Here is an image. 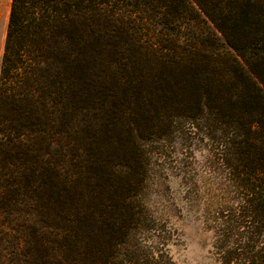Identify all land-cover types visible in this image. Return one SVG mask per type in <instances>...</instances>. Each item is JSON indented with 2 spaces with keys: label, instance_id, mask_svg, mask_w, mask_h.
Masks as SVG:
<instances>
[{
  "label": "trees",
  "instance_id": "obj_1",
  "mask_svg": "<svg viewBox=\"0 0 264 264\" xmlns=\"http://www.w3.org/2000/svg\"><path fill=\"white\" fill-rule=\"evenodd\" d=\"M89 87L129 94L123 105L156 117L150 132L131 134L136 192L146 141L185 127L216 143L240 192L225 222L247 223L239 234L251 241L224 252L221 264H264V0H10L0 61V264L42 263L47 248L59 260L55 242L76 230V102ZM136 192L122 200L139 217ZM128 235L120 227L92 264H131L119 254Z\"/></svg>",
  "mask_w": 264,
  "mask_h": 264
},
{
  "label": "rangeland",
  "instance_id": "obj_2",
  "mask_svg": "<svg viewBox=\"0 0 264 264\" xmlns=\"http://www.w3.org/2000/svg\"><path fill=\"white\" fill-rule=\"evenodd\" d=\"M9 4L10 0H0V61ZM115 93L122 97L112 106ZM128 95L89 87L76 102L77 175L71 203L79 208L80 218L76 230L55 242L61 258H51L53 249L47 248L38 264L102 260L103 254L98 253L97 261L94 255L108 248L109 241H116L123 226L128 228V244L119 254L130 258L131 264H221L227 250L251 245L239 234L247 230V223L237 228L234 221L225 222L237 214L240 192L217 158L216 143L203 138L199 129L184 134L186 128L180 127L167 139L146 141L147 170L142 187L135 191L131 134L150 132L156 117L152 111L143 114L141 107L128 109L122 104ZM92 112L97 119L91 118ZM57 181L60 190L55 197L62 199L68 193L60 184L63 177ZM134 191L139 217L135 210L126 212L122 200Z\"/></svg>",
  "mask_w": 264,
  "mask_h": 264
}]
</instances>
